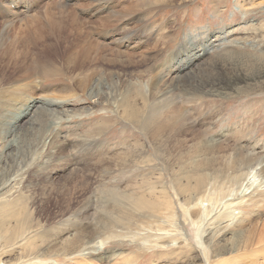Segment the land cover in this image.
<instances>
[{
  "label": "rangeland",
  "instance_id": "374dc122",
  "mask_svg": "<svg viewBox=\"0 0 264 264\" xmlns=\"http://www.w3.org/2000/svg\"><path fill=\"white\" fill-rule=\"evenodd\" d=\"M33 1L0 0L18 12L0 10V115L9 118L18 107L24 88L12 90L15 86L40 79L42 88L32 95L62 94L68 102L55 112L67 109L73 116L70 122L67 116L58 121V113L36 122L34 130L19 131L20 149L7 150L0 159V188L7 182L9 187L0 198V226L11 227L0 239L15 237L2 242L10 250L6 259L16 263L24 257L27 264H264V184L253 186L240 206V196L222 201L233 202L230 208L218 202L199 225L183 222L180 208L175 228L168 224L165 230L148 231L146 217L160 210L150 207L168 198L164 191L172 182H186L190 161L202 157L193 152L205 148L207 140L222 144L214 155L218 168L225 159L238 162L240 154L264 158V0ZM9 15L19 16L4 29ZM32 16L38 21L26 23ZM64 17L78 18L61 24ZM50 19L65 32L59 36ZM212 32L213 45L202 56L195 51V58L182 66L169 63L177 54H191L192 44L182 51L190 37L197 43ZM84 73L90 79L111 77V104L94 103L79 88ZM51 89L54 96L48 95ZM168 108L178 124L151 136L156 116ZM49 121L58 122L52 131L59 139L42 148ZM37 161L46 162L47 179ZM261 180L262 175L256 184ZM89 203L76 222L73 214ZM231 219V227L214 237ZM93 227L102 228L93 244L104 238L99 249L54 254L67 248L66 231L85 233ZM23 228L31 231L26 239L18 238ZM233 235L239 238L231 246ZM228 243L230 250L224 252ZM221 246L216 255L205 251Z\"/></svg>",
  "mask_w": 264,
  "mask_h": 264
},
{
  "label": "bare ground",
  "instance_id": "6f19581e",
  "mask_svg": "<svg viewBox=\"0 0 264 264\" xmlns=\"http://www.w3.org/2000/svg\"><path fill=\"white\" fill-rule=\"evenodd\" d=\"M29 2H31V1H29ZM98 2L99 1H97V3ZM30 4L31 3H29V5H25V8H24L25 11H29L31 9V5ZM63 6L66 7V4H64ZM102 7H104V5H102L101 8ZM0 10L1 11L4 10L3 13H5V14H8L10 12L14 13L13 10H10L8 7H5V5L2 4L1 2H0ZM41 10H44V9H41ZM45 12L49 13L47 10ZM15 13L18 14V12H15ZM40 13H42V12L40 11ZM51 13L53 14V11ZM51 13H50V17H51ZM18 16L19 15H15V16L9 15V16H7L5 19L6 20L8 19V20L7 21L4 20V22L2 24L4 26V29H7V28L11 27L14 24V19L18 18ZM69 17H68V19L65 18V17L63 19H61L60 23L62 24L63 22H65L66 19L68 21H70V20L77 21L76 18H78V17H75L73 19L72 18L69 19ZM29 19H31V17ZM54 20H52V19L49 20V23H50L49 26L51 27V26L54 25L53 29H55V31L57 33H59V36H60L61 35L60 32L63 31V30H60V28L62 26L59 23H57L56 21H54ZM35 21H38V19H35L32 16V19L29 22H28V19H27L26 23H31V22H35ZM68 21H66V22H68ZM57 24H59L60 27H57L56 26ZM65 24H67V23H65ZM73 24L75 25V22ZM34 27L36 28V26H34ZM64 29H68V28H64ZM41 31H43V30H41ZM63 32H65V31H63ZM63 32H62V34H63ZM230 32H231V30L228 29L227 30V34H229ZM65 35H64V37H65ZM209 36H210V39H206L204 41H200V42H197V43H194L192 41L193 40L192 37H190L187 40V42H185L186 45L184 46V48H182V51L187 50L188 48H186V47L188 45L192 44L193 45V47H192L193 51L191 52V54L189 53V51H185L184 53H182V55H178L177 54L176 56L170 57L168 59L169 63L174 64V62H175L176 64H179V66L180 65L182 66L183 64L188 63V62L192 61L195 58L194 57L195 51H197V56L198 57L202 56L203 53H205L208 49H210L211 45H213L214 32L209 34ZM224 40L225 39H223L218 44L221 45L222 42H224ZM240 40H241V38H240ZM73 45H74V43H73ZM85 52H86V50H85ZM187 76H189V75H187ZM192 76H195V75H192ZM162 78L165 79V78H168V77H163L162 76ZM177 78H179V77H177ZM208 79L210 80L211 77L208 78ZM213 80H214V78H213ZM40 81H41L40 79L33 80V81L32 80H28L24 84H22L20 86H15V89H12V90L16 91L17 89L24 88V90L22 92L23 95L21 97L22 99H19L18 107L14 110V112H11L10 117L6 118L4 115H0V127H3V132H2V130H0V159L3 156L5 157V154H6L7 150H10V149L19 150L20 149L21 144L19 142V136H20V134H19L20 132L19 131L24 130L25 132H28V130H31V129L34 130L35 126L37 125V123L40 122V121L45 120V117L46 118L47 117L50 118V116L53 117V116L57 115L58 113L59 114L61 113V116L59 118H56V119H58V121H61L63 116H67L66 119L64 118L67 122L71 121L70 120L71 116H73L71 113L69 114V112H71V110L65 109L63 111L55 112V109L57 107L58 108H62V106L65 105L66 102H68L67 100H64L66 98H61L62 96H60V95H62V94H60L59 96H54L55 95V91H56L55 89L49 90V93H48V95L52 94L54 96L53 98H55V99H53L50 96H46V95H44V96H34V95H32V93L35 94L37 92V90H39V89L41 90L42 85H41ZM110 85H111V77L96 76L93 79H90L89 76H88V73H86V74L84 73V78L79 79V82H78L79 88L85 92L86 96L89 99H93L92 102L97 103V104L101 100L105 104H108V105L111 104L112 94L109 92ZM26 89H27V91H26ZM62 91H64V90L62 89ZM66 92H67V90H66ZM10 94L13 95V96L16 95L14 92H13V94L12 93H10ZM0 97L3 98L2 96H0ZM15 97L16 96H14V98ZM150 97L151 96H149V98ZM5 101H7V99ZM173 103H171V106H172ZM70 109H71V107H70ZM166 110L167 111L165 112L164 115H163V113H161L160 115L156 116V118L158 119L159 122H155V125H153V132H152L151 136L152 135L153 136H160V133H158V132L162 128L169 127L170 125L172 126L174 124L175 125L178 124L177 120L175 119L176 117L175 118L173 117L174 115L170 112L169 108L166 109ZM162 112H164V111H162ZM169 113H171L172 116L170 115L169 117H167V115ZM181 113L182 112H180V114ZM180 114H178V115H180ZM179 117L181 118V115ZM182 118H183V121L185 119L187 120V117L184 114H182ZM203 118H205V117H203ZM49 122L50 123H49V125L47 126L46 129H44V127H43L44 136L42 135L43 138H41L42 139L41 141H43V143H42L43 146L41 145L42 148L43 147L45 148V145L47 143L51 146L57 139H59L58 136H57V131H56V133H54L58 122H51V121H49ZM183 123H185V122H183ZM157 126H158V131H155ZM52 130H54V131H52ZM205 145H206L205 148H198L197 147V149L193 152V154L196 157L198 155L202 156V157L201 158H197V159H192V161H190V163H189L190 169L188 170V175L186 177L187 178L186 182L184 184H181L180 183V179H179V181H177L175 183L172 182L171 186L169 187L170 191H168V190H166V192L164 191V193L166 195L168 194L167 195L168 198L165 199L164 201L158 200V203L155 205V207H150L151 210H155V209H160V210L159 211H154L156 213H151L150 215L146 216V217H149L147 219V221H150V224H148V226H147L148 227L147 228L148 231H152L153 227H156L158 230H165V226L168 225V224H170L172 227L174 225H176V222L179 220L178 215H177V213H178L177 210L179 208H180V210L182 212V220H183V222L188 220V221H193L194 223L196 222V223H198V225L201 224L202 222L204 223V221L210 215L213 206L215 204H217L218 202L223 204V203H225V201L235 199V198L231 199L230 197L240 196V199H242L240 201V203H239V206H240L242 204L244 198L248 194H250L252 192L254 187L257 188V186L259 187V186L264 184V180H261L259 183L256 184L257 177H259L260 175L264 176V158H260V157L258 158L256 155L251 154V153L250 154L246 153V155L240 154V159L238 160V162H236L237 159H234L232 161H228V160L225 159V161H223V163L221 162L223 167L221 166L222 168H218V167H215V165H216L215 159H217L219 157L215 158L214 155H215V152L221 151L222 144L219 141L207 140ZM36 151H35V153H36ZM238 152L239 153H243L244 151L243 152L242 151H238ZM9 153H7V154H9ZM40 153H39V155H41ZM57 153H58V151H57ZM80 153H82V152H80ZM51 155H53V154H51ZM51 155H50V159H51ZM42 157H44V156H42ZM58 158H60L59 155H58ZM55 160H57V159H55ZM46 162H47V160H46ZM46 162L41 161V162H38V164L35 162L36 163V168H39L38 170H39L40 174L45 179H47L49 177V176H47V172H49L48 168H45V167L42 168V165L46 166ZM95 162H96V160H95ZM23 163H24V161H23ZM75 164H76V162H75ZM30 166H31V164H30ZM54 170H55V168H54ZM103 170H104V168H103ZM33 171H35V170L33 169ZM71 172H72V170H71ZM35 174H37V173H35ZM43 175H45V176H43ZM257 175H259V176H257ZM66 176H68V175H66ZM6 184H8V182L1 184L2 187L0 188V190L2 192L0 191V198H2V200L6 197L5 195L8 193V190H9L8 186L5 187ZM163 190H164V188H163ZM171 192H173V194ZM174 196H176V198ZM162 197H163L162 199H164V196H162ZM181 198H182V200H180ZM223 200H225V201H223ZM247 200H250V199H247ZM195 201H198V202L193 205L192 203H194ZM205 201H207V204L204 205ZM222 201H223V203H222ZM91 203H89L88 205H85V207L83 206V208L80 209V211H78L75 214H73L72 218H74L76 222H81V219L79 218L80 214L83 213V212H88L89 209H90V206H92ZM208 204L210 205V208H208ZM232 204H234V203L230 202V203L223 204V205L225 207H229L230 208ZM151 218H153V219H151ZM194 218H195V220H193ZM231 221H232V219L230 221H227L228 222L227 224L220 225L219 229L216 231V234L214 235V237L218 238L219 234L221 235V234L225 233L227 231V228L231 227V224L234 223V221H232V222ZM238 221L239 220H237L235 222V224H234L235 226L238 225L237 224ZM71 225L75 226V225H78V224L77 223H72ZM79 226H80V224H79ZM196 226H197V224H196ZM173 228H175V227H173ZM9 229H11V227L5 228V226H0V237H1V234L5 233L6 230H9ZM101 229H102L101 227H98V228L97 227H93L91 229V231L85 232V233H82L81 229H76V228L72 229L70 232L66 231L65 234H67L68 237H69V242H68L67 248L65 250H63L62 252H58L61 249L55 250L54 254L63 255L66 251L72 252V253H81L84 250H90V249L96 250L97 247L99 249V246H101L103 244L102 242L105 241L104 238H101V240L99 242H96V243H98L97 246H94L93 244H94L95 240H97L100 237ZM30 234H31L30 230H28L26 228H23L21 230L20 235H19L18 238L22 237L23 239H26ZM172 235H174V234H172ZM155 236H157L156 237L157 240L166 239V237H163V235H155ZM233 237L234 238H231V241H230L231 246L239 238L238 235H233ZM14 238L15 237L10 239L5 234L0 239V264H22V263L27 264L26 261H24L25 260L24 257L18 258L16 263L15 262H9V260L6 259L8 257V254L10 253V250L9 249H5L4 246L2 245V242L5 240V244H6V243H8L9 241H11ZM175 239H173V240H175ZM224 239L225 238H221L220 241H219V244H223L222 241H224ZM173 240H171V241H173ZM19 241L17 240V242L12 243V246L14 244L19 243ZM216 247H211V249L213 251L209 250L210 248L206 249L205 251L206 252H211V253L215 252V255H216L221 250L222 246L217 248V249H216ZM224 250H225L224 252L230 250L229 243L225 246ZM44 252H47V251L44 250ZM206 257L208 258L207 255H206ZM193 259H199V255H194Z\"/></svg>",
  "mask_w": 264,
  "mask_h": 264
}]
</instances>
